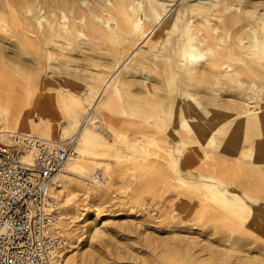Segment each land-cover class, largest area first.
I'll list each match as a JSON object with an SVG mask.
<instances>
[{"label": "rangeland", "instance_id": "obj_1", "mask_svg": "<svg viewBox=\"0 0 264 264\" xmlns=\"http://www.w3.org/2000/svg\"><path fill=\"white\" fill-rule=\"evenodd\" d=\"M126 1L0 0V57H10L7 64L0 59V83L19 85L33 73L28 81L44 85L26 50L49 35L53 57L60 58L55 71L66 77L47 84L35 110H73L68 91L80 86L83 122L91 105L86 84L99 86L125 53L109 46L111 27L116 31L127 17ZM151 1L174 9L177 28L156 39L153 60L146 58L149 40L120 71L118 90L93 108L91 120L116 143L93 161L103 183H79L110 192L95 200L75 191L62 263L264 264V0H144L135 13H144L145 29L155 22ZM53 22L52 31L44 29ZM188 24L198 49L208 52L211 41L233 48L244 62L257 61L251 66L260 74L241 61L237 75L211 76L205 55L193 63L197 72L183 76L178 41ZM19 45L25 65L15 60ZM223 69L232 73L234 65ZM25 98L15 91L12 109L20 110ZM67 120L62 136L77 141L64 133Z\"/></svg>", "mask_w": 264, "mask_h": 264}, {"label": "bare ground", "instance_id": "obj_2", "mask_svg": "<svg viewBox=\"0 0 264 264\" xmlns=\"http://www.w3.org/2000/svg\"><path fill=\"white\" fill-rule=\"evenodd\" d=\"M143 1L144 0L126 1L127 4H124V7L126 8L125 12L127 13V17H125L122 23L119 22L116 24V31V26L111 27L113 29V34L111 37L115 39V42H112L109 48L116 50V47L119 45L120 47L125 48V53L122 55V60L116 62L117 64L115 65L114 69L99 86L86 84V93H88L89 96L87 99L90 101L91 105L84 112L83 122L79 116L81 112V110H79L81 100L80 95L78 94L80 86H71L68 91L75 101L74 104L76 107L73 110H54L56 113L51 115H48L43 111L40 112V110H35L36 107L42 103L41 94L46 90L48 86L47 84L55 85L57 84L56 82L58 78L63 76L66 77V75H62L61 73L55 71L56 66H59L57 61H60V58L59 56L53 57L51 44L52 42H55V40L49 35H47L44 39H40L38 43L32 42L30 47L32 50L25 49L27 51V55H29L27 59H29L32 63L39 65L40 75L38 73L35 75L45 78L44 85L37 87L28 81L29 78L34 75L33 73H29L24 76V82H21L19 85L9 86L8 84L12 82V79H6L5 84L0 83V96H3L4 99L3 102H0L1 138L3 137L7 140L11 131H17V127L26 128L27 126L30 130L29 133H38L42 135L41 137L52 140L64 139L60 129L62 125L61 121L63 117L68 118V124L65 125L64 133H72V136H76L77 149L79 152L77 151V155L68 161L65 170L61 171L56 176L58 187L53 191L57 196V200L55 198L56 203L58 204L61 202L62 208L64 207L66 209L65 211L70 208L69 204L71 203V200L75 198L74 195L77 194L75 192L76 190L83 191L85 197H93L95 200L101 199L104 193L107 195L110 192L108 188L98 190L93 187L83 186L82 183H79L84 180L96 184L103 183L105 179L101 180L100 175H98L101 169H97L95 171L93 161L100 158L101 155L108 150L112 149L116 143L109 139L111 133L108 129L96 125V123L91 120L93 108L100 104V99L102 97L109 96L112 88L118 90V87L116 86V80L120 74V71L123 68L129 67L132 60H138V58L135 59V57L142 48L147 46L149 40H153V42H151L152 45L148 44L149 47L146 50V58L153 60L150 58L153 55L152 47H159V43L157 41L158 37L163 38L168 32L177 28V24L171 20L174 9L172 7H164L162 6L163 4L159 3L158 1H151L149 3L151 11L150 15L155 18V22L151 27L145 29L144 13H135L136 10L142 6ZM55 25L56 23L53 22L44 29L47 31H52ZM190 28V24L184 27L183 37L179 38L178 41V45H181L180 47L183 49L180 55V61H178L179 65L183 68L181 73L183 76H190L195 70L197 72V67H195L193 63L205 55H207L206 62L210 66L211 73L209 74L211 76L218 77L223 75L230 76L232 74L237 75L239 72V63L241 61L243 63L246 62V64L249 65L248 71H250V73H258L252 68V64L258 62H244L241 57L235 55L236 52L233 50V48H220L215 41H211L210 46H208V52L198 49L196 43L194 42L195 37L192 35ZM184 36H187V40L184 39ZM20 43L22 44L21 40ZM14 47L18 48L19 50V53L15 55V60L21 59L22 63L19 61H17V63L25 65L24 63H26V61L22 59L24 57L22 56V51L25 47L20 45ZM0 48L2 49V47ZM9 58L10 57L5 54L0 57L4 64L8 63ZM54 59L56 62H52ZM187 62H189V64ZM231 65H234V72H225L223 68ZM50 68L53 71L48 73L47 70ZM15 91H22L26 97L25 101L21 105L20 110L12 109L15 102L13 99ZM55 97H58V95L54 94V98ZM5 101H8L7 104H4ZM51 112H53V110H51ZM38 113L40 114L36 115ZM13 122L16 123L15 126L12 125ZM88 122L91 124H88ZM117 137L119 139L118 135ZM117 156H122V153L118 152ZM107 178L109 177L107 176ZM94 205L96 207L95 209L97 210L99 208L97 207L98 202L96 203L95 201ZM67 214L68 211L66 215H62V213L59 214L52 226V231L59 235L62 239L59 248L53 254V264H63L62 261L65 260L64 254L67 248V239L65 238H67V234H70L72 231L70 228H66L68 225ZM64 235L66 237H64Z\"/></svg>", "mask_w": 264, "mask_h": 264}, {"label": "built area", "instance_id": "obj_3", "mask_svg": "<svg viewBox=\"0 0 264 264\" xmlns=\"http://www.w3.org/2000/svg\"><path fill=\"white\" fill-rule=\"evenodd\" d=\"M77 153L73 138L23 131L0 138V264H53L62 242L52 231L60 214L56 176Z\"/></svg>", "mask_w": 264, "mask_h": 264}]
</instances>
